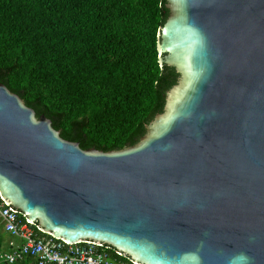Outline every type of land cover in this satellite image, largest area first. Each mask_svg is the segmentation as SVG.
I'll list each match as a JSON object with an SVG mask.
<instances>
[{"label": "water", "instance_id": "1", "mask_svg": "<svg viewBox=\"0 0 264 264\" xmlns=\"http://www.w3.org/2000/svg\"><path fill=\"white\" fill-rule=\"evenodd\" d=\"M166 1L179 78L135 145L83 149L0 83L1 197L134 264H264V0Z\"/></svg>", "mask_w": 264, "mask_h": 264}, {"label": "trees", "instance_id": "2", "mask_svg": "<svg viewBox=\"0 0 264 264\" xmlns=\"http://www.w3.org/2000/svg\"><path fill=\"white\" fill-rule=\"evenodd\" d=\"M169 14L166 0H0V83L83 149L135 145L178 82L159 60Z\"/></svg>", "mask_w": 264, "mask_h": 264}, {"label": "built area", "instance_id": "3", "mask_svg": "<svg viewBox=\"0 0 264 264\" xmlns=\"http://www.w3.org/2000/svg\"><path fill=\"white\" fill-rule=\"evenodd\" d=\"M20 214L0 194V224L21 240L19 247L0 251V264H14L28 255L34 256L38 264H127L115 259L105 244L90 240L69 244L54 237L38 236L27 220L22 221Z\"/></svg>", "mask_w": 264, "mask_h": 264}, {"label": "crops", "instance_id": "4", "mask_svg": "<svg viewBox=\"0 0 264 264\" xmlns=\"http://www.w3.org/2000/svg\"><path fill=\"white\" fill-rule=\"evenodd\" d=\"M21 245V240L19 238H14L3 228V225L0 224V251L3 250H12Z\"/></svg>", "mask_w": 264, "mask_h": 264}, {"label": "rangeland", "instance_id": "5", "mask_svg": "<svg viewBox=\"0 0 264 264\" xmlns=\"http://www.w3.org/2000/svg\"><path fill=\"white\" fill-rule=\"evenodd\" d=\"M14 238H16V237H14Z\"/></svg>", "mask_w": 264, "mask_h": 264}]
</instances>
